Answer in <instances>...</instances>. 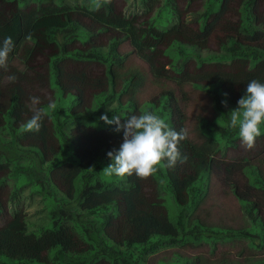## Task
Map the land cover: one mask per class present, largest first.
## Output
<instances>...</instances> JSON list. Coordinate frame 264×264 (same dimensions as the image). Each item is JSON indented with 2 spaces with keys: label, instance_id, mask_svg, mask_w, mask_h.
<instances>
[{
  "label": "trees",
  "instance_id": "1",
  "mask_svg": "<svg viewBox=\"0 0 264 264\" xmlns=\"http://www.w3.org/2000/svg\"><path fill=\"white\" fill-rule=\"evenodd\" d=\"M7 1L18 9L0 19V41L10 36L15 45L0 68V264H264V125L255 149L227 156L241 141L230 112L250 81L264 83V0L210 1L193 22L172 7L166 26L158 19L173 0L154 18V0H140L144 11L129 14L111 0H100L99 10L95 0ZM171 33L212 42L217 54L201 57L174 41L166 51L175 75L157 73L139 50L156 48ZM124 41L131 50H120ZM134 50L156 79L193 84L194 142L179 145L186 162L148 179L112 178L107 154L119 149L123 131L101 116L123 112V123L151 111L170 128H184L173 89L138 103L145 77L126 66ZM32 96L39 107L49 99L57 105L39 132L20 127L32 115ZM221 158L240 161V169L218 164ZM9 177L17 181L10 185ZM27 186L48 217L32 229L25 208L12 204Z\"/></svg>",
  "mask_w": 264,
  "mask_h": 264
},
{
  "label": "clouds",
  "instance_id": "2",
  "mask_svg": "<svg viewBox=\"0 0 264 264\" xmlns=\"http://www.w3.org/2000/svg\"><path fill=\"white\" fill-rule=\"evenodd\" d=\"M100 0H95L94 8L99 10ZM31 39V36L27 37ZM12 38L6 37L0 41V68L7 67L9 54L14 49ZM8 79L14 82L17 77L11 75ZM31 117L20 125L29 132H39L42 121L49 110H55V100L49 99L47 107H39L41 99L30 97ZM227 106V102H223ZM238 107L230 112V127L238 128L242 145L251 150L257 139L262 135L261 125H264V83L252 80L247 84L245 94L237 101ZM108 125H116L115 131H123V143L118 150L108 152L112 163L105 169L109 174L119 177L136 175L140 179L154 176L160 168L175 167L176 164L187 161V156L181 154L179 145L188 138V130L179 131L170 128L163 118L151 112L144 111L133 114L121 122L120 115L109 119L105 114L100 117ZM104 169V170H105Z\"/></svg>",
  "mask_w": 264,
  "mask_h": 264
},
{
  "label": "rangeland",
  "instance_id": "3",
  "mask_svg": "<svg viewBox=\"0 0 264 264\" xmlns=\"http://www.w3.org/2000/svg\"><path fill=\"white\" fill-rule=\"evenodd\" d=\"M77 3H80V0H73ZM115 5L117 11H121L124 14H129L132 12L142 13L144 8L142 7L140 0H111ZM210 1H215L214 6L216 7V0H173V4H169L168 8L165 10L166 14H162L159 17V25L166 26L170 21L173 20V10L172 7H175L176 12L181 18L194 21L201 17L202 12ZM32 4V1H29ZM58 2V0H55ZM154 11L152 12L151 17L154 18L157 11L162 8L164 5H167V0H154ZM164 6V7H165ZM18 9V4L13 1L7 0H0V19L3 21H7L11 16H14L16 10ZM164 10V8H163ZM167 15V16H166ZM174 41L182 42V45L186 47L187 50L192 51L196 55H200L201 57L207 56L210 58L212 55L217 54L214 53L215 45L212 42H198L192 43L189 42L186 38L178 33H171L167 36V38L156 48L148 49V50H139V54L144 57L151 66L155 69L157 73L161 72L162 75L166 76H174L175 75V68H174V57L170 55V50L166 51L167 48L172 44ZM174 48V47H173ZM120 50L123 52L131 50L127 41H124L120 47ZM135 51V50H134ZM168 54V55H167ZM192 63H194L193 58L191 59ZM148 62L142 59L137 52L135 51L131 54L127 60L126 66L129 68H135L140 71V73L145 77V84L139 91L136 99L139 104L143 103L144 101L148 100L150 97L159 94L162 91V88L167 87L174 90L175 95L178 99V102L182 108L183 115H184V128L188 130V140L194 142L190 128H189V112L191 111L192 107L197 101V92L194 90L193 84L184 85L182 88H178L176 83L170 81L168 79H156L149 70ZM180 89V90H179ZM238 107V104L234 107V110ZM123 112L120 113V115ZM241 141L237 143V147L227 149V156L229 155H240L245 150L243 148ZM254 147L253 149H255ZM229 163L231 164V169L233 171H238L237 164L240 161H233L232 159L221 158L217 159V163ZM108 172V171H107ZM112 178H120L114 174H111ZM222 172L216 169L213 172V178H219V182H221ZM108 178V177H107ZM234 179L240 180V177L234 173ZM17 179L15 177H9L8 182L10 185H13ZM243 181V180H242ZM160 186H163V182L159 181ZM31 186L23 187V190L19 192V195L16 197L14 202L12 203L14 208L17 206H22L25 208L28 225L29 228L32 229L33 227H38L43 225L48 217H47V210L44 206V203L41 199V196L35 193H31ZM240 187L244 188V185H240ZM262 215L264 216V207L262 208ZM100 215H92L89 218L91 219H99ZM175 218V217H174ZM149 256V255H148ZM148 264V259H147Z\"/></svg>",
  "mask_w": 264,
  "mask_h": 264
}]
</instances>
